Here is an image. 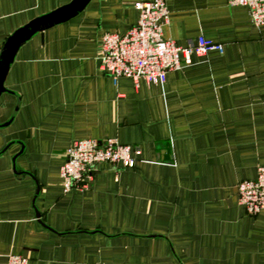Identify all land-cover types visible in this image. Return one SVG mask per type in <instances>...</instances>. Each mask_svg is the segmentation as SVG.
Here are the masks:
<instances>
[{"label": "crops", "instance_id": "0c3cea01", "mask_svg": "<svg viewBox=\"0 0 264 264\" xmlns=\"http://www.w3.org/2000/svg\"><path fill=\"white\" fill-rule=\"evenodd\" d=\"M71 1L0 0V53ZM135 1L90 0L17 50L0 94V264H264V209L249 215L237 195L264 166V26L230 0H165L164 39L223 52L163 83H114L98 69L101 37L136 25ZM83 139L140 155L64 193L66 150Z\"/></svg>", "mask_w": 264, "mask_h": 264}, {"label": "built area", "instance_id": "2783aa9c", "mask_svg": "<svg viewBox=\"0 0 264 264\" xmlns=\"http://www.w3.org/2000/svg\"><path fill=\"white\" fill-rule=\"evenodd\" d=\"M230 6L245 7L252 24L264 26V0H230ZM136 25L124 35L104 33L101 37L98 69L109 75L114 83L119 78L140 80L158 84L166 80L167 73L193 64L192 58L204 57L210 51L223 52L222 45L204 37L186 47L166 40L162 28L168 21L165 0H137ZM140 150L121 145L116 139L96 141L83 139L73 141L65 153L60 169L63 192L85 190L92 182L93 169L102 163L133 168ZM239 204L253 216L264 209V166L257 169L254 180H243L237 185ZM28 260L19 255H10L7 264H27Z\"/></svg>", "mask_w": 264, "mask_h": 264}, {"label": "water", "instance_id": "95a60500", "mask_svg": "<svg viewBox=\"0 0 264 264\" xmlns=\"http://www.w3.org/2000/svg\"><path fill=\"white\" fill-rule=\"evenodd\" d=\"M89 1L73 0L60 9L36 18L9 37L0 53V94L3 92V80L19 47L37 32L69 20L83 10ZM37 217H40L39 213H37Z\"/></svg>", "mask_w": 264, "mask_h": 264}]
</instances>
